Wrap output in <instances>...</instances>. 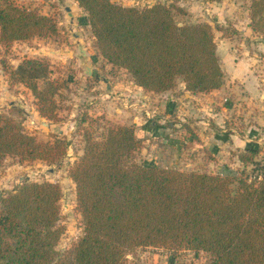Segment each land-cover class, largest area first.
Listing matches in <instances>:
<instances>
[{
	"label": "trees",
	"instance_id": "1",
	"mask_svg": "<svg viewBox=\"0 0 264 264\" xmlns=\"http://www.w3.org/2000/svg\"><path fill=\"white\" fill-rule=\"evenodd\" d=\"M86 14L93 43L111 66L123 68L146 90L161 92L180 79L192 92L223 83L214 29L232 25L180 21L178 0L144 5L116 0H76ZM249 26L264 37V0H251ZM58 31L54 19L14 0H0V42ZM46 58L23 57L9 80L32 92L39 115L58 117L59 76ZM60 96V98H59ZM11 110L25 112L14 104ZM133 123L84 126L82 152L70 165L83 232L59 249L60 185L23 180L0 193V264H124L137 246L205 251L208 264H264V160L259 148L236 153V166L186 170L145 163ZM64 137L41 139L11 112L0 111V166L9 155L53 161L66 151Z\"/></svg>",
	"mask_w": 264,
	"mask_h": 264
},
{
	"label": "rangeland",
	"instance_id": "2",
	"mask_svg": "<svg viewBox=\"0 0 264 264\" xmlns=\"http://www.w3.org/2000/svg\"><path fill=\"white\" fill-rule=\"evenodd\" d=\"M14 1L51 16L58 31L49 36L35 35L28 39L13 40L8 44L0 42V82L5 83L6 80L13 91L0 92V111L13 113L22 121L25 129L36 134L38 138L64 137L67 146L65 153L53 161L40 158L20 160L17 156H7L0 166V193L13 189L26 178L57 182L61 188L59 222L64 226L58 242L59 249L69 246L83 232L81 213L76 208L75 183L69 168L76 156L82 152L84 126L102 128L109 123H133L136 135L142 140L136 157L145 163L177 166L186 170H207L212 173L221 171L223 165L236 166L239 147L226 143L221 137L231 131L232 117L222 112L212 115L214 105L207 109L204 113L207 121L201 123L204 125L202 133L212 123L218 139L212 143L208 139L204 143L197 131L198 125L192 120L195 117L192 113H189L190 125L184 121L186 114L180 112L177 104L167 105L165 96L142 92V89L139 90L134 85L133 78L127 71L111 66L102 58L94 46L86 14L76 0ZM116 1L144 5L152 0ZM204 1L178 0L185 7L186 14H177V20L189 22L207 19L213 26L232 25L238 32L231 36L233 41L229 42L226 51H232L235 59L251 57V66L260 59L263 62L264 51L260 43H264V37L247 28L251 0H224L226 7L229 10L234 9L235 12L221 15L215 10L203 16L201 13ZM208 1L213 4L212 0ZM66 7L70 9L67 10ZM189 7L191 11L188 10ZM214 36L218 45L217 54L222 63L221 58L224 57L221 50L225 45L222 43L220 30L215 28ZM81 48L85 51L84 63L80 61L83 56ZM25 56L48 59L54 68L53 76H59L61 108L58 117L47 119L39 115L29 88L9 80L11 65ZM86 65H89L90 70H87ZM179 84L180 79L176 85ZM178 86L171 91L174 98L179 97ZM12 104L23 108L25 112L11 110ZM135 117V122H139L137 124L132 122ZM239 133L243 131L239 130ZM254 148L260 149L258 156L264 160V142L256 144ZM172 252L163 246H137L129 251L124 264H208L211 259L202 250L195 252L183 248L175 254Z\"/></svg>",
	"mask_w": 264,
	"mask_h": 264
},
{
	"label": "crops",
	"instance_id": "3",
	"mask_svg": "<svg viewBox=\"0 0 264 264\" xmlns=\"http://www.w3.org/2000/svg\"><path fill=\"white\" fill-rule=\"evenodd\" d=\"M212 1L213 4L208 0L203 2V11L201 13L203 16L210 11L215 10L221 15L222 13L225 15L230 11H234V9L229 10V8L226 7L224 0ZM188 10L191 11L190 7ZM247 19V28L252 31L249 26V12ZM261 39L262 38L260 37V40ZM232 41L231 36H222V43L225 45V48L221 50L224 57L223 59L221 58V66L223 68L224 75L223 83L217 88H213L207 92H192L191 90L185 88L184 82L181 80L179 86L176 85L173 88L161 92L146 90L135 82L134 85L138 87L139 90L142 89V92H152V94L165 96V102L167 105L177 104V106L180 107V112H184L183 114H186L184 121L188 123H190L189 119L191 117L189 116V113H192L193 116L196 117L192 120L198 125L197 131L204 143H207L208 139H210V143L216 142L215 140L218 139L217 135L214 133L212 123L211 126L207 127V131L202 133V129L204 127L202 122H205L206 120L204 113L207 112V109L212 108L214 105V111L211 112L212 115L221 112L228 113V115L233 119L230 126L231 131L227 132L225 136H221L224 138L225 142L239 147V150H244L246 148L255 149L254 146L256 144L264 142V61L262 62L263 59H260L258 63L251 66L252 63L249 62V58L251 57L235 59L232 51H226L227 45H229V42ZM263 44L260 43V46L263 47L262 51H264ZM216 49V51H218V45ZM262 56L264 58V55ZM177 86L179 87L178 92L180 93L179 97L176 96L174 98L171 91L177 89ZM0 92H13L8 83H6V80L5 83L0 82ZM218 104L221 106L219 107ZM215 110L217 111L215 112ZM136 120L137 118L135 117V120L132 119V122H135ZM135 123L137 124L139 122ZM190 125L192 124L190 123ZM184 126L188 127L187 124H184ZM239 130L243 131V133H239ZM138 137L141 139L139 135ZM198 144L202 145V143ZM259 158L261 157L259 156Z\"/></svg>",
	"mask_w": 264,
	"mask_h": 264
},
{
	"label": "water",
	"instance_id": "4",
	"mask_svg": "<svg viewBox=\"0 0 264 264\" xmlns=\"http://www.w3.org/2000/svg\"><path fill=\"white\" fill-rule=\"evenodd\" d=\"M66 9L69 10L70 8H69V7H66ZM69 14L71 15V12H70V11H69ZM81 52H82L83 56L81 57L80 61H81L82 63H84L85 60H86V58H85V56H84L85 51H84L83 48H81ZM86 68H87V70H90L89 65H86ZM93 71L95 72L96 70L94 69ZM26 179H27V178H26Z\"/></svg>",
	"mask_w": 264,
	"mask_h": 264
}]
</instances>
